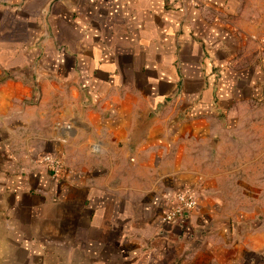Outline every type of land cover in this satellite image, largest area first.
<instances>
[{"label":"crops","instance_id":"obj_1","mask_svg":"<svg viewBox=\"0 0 264 264\" xmlns=\"http://www.w3.org/2000/svg\"><path fill=\"white\" fill-rule=\"evenodd\" d=\"M180 5L0 0V264H264V0Z\"/></svg>","mask_w":264,"mask_h":264},{"label":"built area","instance_id":"obj_2","mask_svg":"<svg viewBox=\"0 0 264 264\" xmlns=\"http://www.w3.org/2000/svg\"><path fill=\"white\" fill-rule=\"evenodd\" d=\"M181 3L182 6L185 0H174ZM179 7V8H180ZM37 161L43 164L53 173H58L62 167V159L58 155L44 153L41 154ZM173 204L164 215L163 222L165 224H175L186 222L190 219V215L197 207V199L193 189L181 190L174 198Z\"/></svg>","mask_w":264,"mask_h":264}]
</instances>
